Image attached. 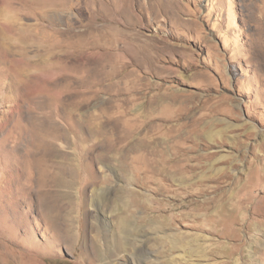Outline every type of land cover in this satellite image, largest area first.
I'll return each mask as SVG.
<instances>
[{"label": "rangeland", "instance_id": "374dc122", "mask_svg": "<svg viewBox=\"0 0 264 264\" xmlns=\"http://www.w3.org/2000/svg\"><path fill=\"white\" fill-rule=\"evenodd\" d=\"M0 264H264V0H0Z\"/></svg>", "mask_w": 264, "mask_h": 264}, {"label": "bare ground", "instance_id": "6f19581e", "mask_svg": "<svg viewBox=\"0 0 264 264\" xmlns=\"http://www.w3.org/2000/svg\"><path fill=\"white\" fill-rule=\"evenodd\" d=\"M172 96L173 94L168 96L163 93H156L154 95L155 102L148 108L154 109V107L159 104L161 100L165 99V97ZM134 123L138 126L134 129L133 134L130 136H124L126 138L121 140L120 143V146H125L124 153H129L131 156L133 155L130 162L131 167L133 169H139L141 166H145L144 168L146 171L144 172L151 174L152 177L159 175L162 178H167L170 176L171 178L178 180L181 184L188 182V177L196 167L194 161L199 158V155L189 154L190 152H194L192 144L191 147H188L185 150L176 147V144L185 137L179 132V129L183 128V123L180 120L175 122L173 124V133L171 134L161 131L164 124L157 122L154 118L149 116H145L140 122L137 121ZM209 126V122H203V125L195 132V136L208 135L210 131ZM206 154L208 153H203L202 157ZM187 168L193 171L186 173ZM121 170H123L122 167ZM130 180L131 178L128 175H124L125 183H128ZM223 195L224 193L219 194V196ZM123 213L124 214L120 216V221L124 224L127 215H129V210H125Z\"/></svg>", "mask_w": 264, "mask_h": 264}]
</instances>
